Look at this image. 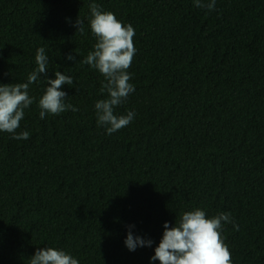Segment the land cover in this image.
<instances>
[{
	"label": "trees",
	"instance_id": "16d2710c",
	"mask_svg": "<svg viewBox=\"0 0 264 264\" xmlns=\"http://www.w3.org/2000/svg\"><path fill=\"white\" fill-rule=\"evenodd\" d=\"M92 2L135 30V91L114 114L136 115L111 135L95 111L106 81L81 62L96 43ZM41 47L48 79L72 77L62 90L78 111L40 119L42 74L17 129L30 138L0 132V264H29L44 247L79 264H150L163 225L197 208L231 213L232 264H264V0H216L214 11L194 0H0V85L27 82ZM129 226L152 246L130 252Z\"/></svg>",
	"mask_w": 264,
	"mask_h": 264
},
{
	"label": "clouds",
	"instance_id": "9594fccd",
	"mask_svg": "<svg viewBox=\"0 0 264 264\" xmlns=\"http://www.w3.org/2000/svg\"><path fill=\"white\" fill-rule=\"evenodd\" d=\"M216 0L204 3L194 0V6L208 11L215 10ZM91 19L90 29L96 39L94 50L90 51L83 64L99 71L106 81L101 93H107V99L95 103L97 126L104 127L111 135L127 127L135 118L134 111L126 115H115V108L123 104L134 93L135 86L130 83L132 75L127 71L133 61L137 49L133 44L135 30L131 24L124 25L118 21L112 12L102 11L101 6L95 2L89 5ZM76 33L84 34V22L77 18L72 24ZM67 60L75 64L76 54H69ZM37 67L28 75L27 82L0 85V132L11 134L14 140H27L30 133L27 131L17 134L20 122L24 119L25 110L33 103L35 98L29 95L30 85L42 78L46 79L47 87L38 102L39 117L45 119L46 115L59 116L65 111H78V108L66 103L67 93L62 89L72 85L71 76L54 72L55 79H48L49 57L43 47L38 48L35 56ZM225 224H232L234 230L239 226L234 223L231 213L221 212L207 218L206 212L199 208L185 212L178 226L163 225L164 232L155 254L150 258V264L159 261V264H232L231 253L222 239ZM124 241L125 247L134 252L137 248L151 247L153 241L134 236L131 228ZM29 264H79L78 259L52 247L37 248L29 259Z\"/></svg>",
	"mask_w": 264,
	"mask_h": 264
}]
</instances>
